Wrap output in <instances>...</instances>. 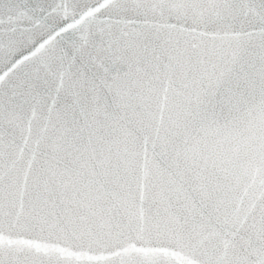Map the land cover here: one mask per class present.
<instances>
[{
  "label": "snow or ice",
  "instance_id": "obj_1",
  "mask_svg": "<svg viewBox=\"0 0 264 264\" xmlns=\"http://www.w3.org/2000/svg\"><path fill=\"white\" fill-rule=\"evenodd\" d=\"M0 264H264V0H0Z\"/></svg>",
  "mask_w": 264,
  "mask_h": 264
}]
</instances>
